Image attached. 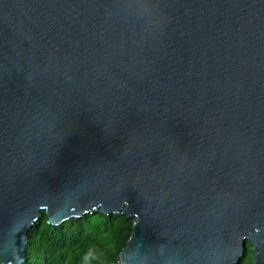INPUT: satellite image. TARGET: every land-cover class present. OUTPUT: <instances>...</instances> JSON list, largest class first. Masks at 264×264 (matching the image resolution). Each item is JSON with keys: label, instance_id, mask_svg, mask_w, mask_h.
Wrapping results in <instances>:
<instances>
[{"label": "water", "instance_id": "obj_1", "mask_svg": "<svg viewBox=\"0 0 264 264\" xmlns=\"http://www.w3.org/2000/svg\"><path fill=\"white\" fill-rule=\"evenodd\" d=\"M121 213V264H264V0H0V264Z\"/></svg>", "mask_w": 264, "mask_h": 264}, {"label": "trees", "instance_id": "obj_2", "mask_svg": "<svg viewBox=\"0 0 264 264\" xmlns=\"http://www.w3.org/2000/svg\"><path fill=\"white\" fill-rule=\"evenodd\" d=\"M132 218L121 213L93 211L54 225L40 217L27 230L21 264H113L131 232ZM246 249L236 264H251L253 251Z\"/></svg>", "mask_w": 264, "mask_h": 264}, {"label": "built area", "instance_id": "obj_3", "mask_svg": "<svg viewBox=\"0 0 264 264\" xmlns=\"http://www.w3.org/2000/svg\"><path fill=\"white\" fill-rule=\"evenodd\" d=\"M113 264H121L119 259H116V261Z\"/></svg>", "mask_w": 264, "mask_h": 264}]
</instances>
